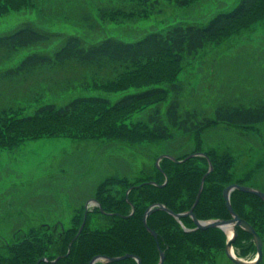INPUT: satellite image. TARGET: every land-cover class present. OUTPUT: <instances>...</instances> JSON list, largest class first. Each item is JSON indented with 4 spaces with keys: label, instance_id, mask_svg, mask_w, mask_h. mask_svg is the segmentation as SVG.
<instances>
[{
    "label": "trees",
    "instance_id": "1",
    "mask_svg": "<svg viewBox=\"0 0 264 264\" xmlns=\"http://www.w3.org/2000/svg\"><path fill=\"white\" fill-rule=\"evenodd\" d=\"M160 1L117 0L110 6H99L98 12L102 18L142 15L144 10L155 8ZM36 2L0 0V13L33 6ZM176 2L184 5L189 0ZM39 10L42 11L41 5ZM257 11H260L258 15L264 14L261 13L264 0H238L234 7L217 12L205 24L176 22L131 39L117 34L90 39L79 33L39 26L31 19L13 30L0 32V98L6 100L5 103L0 101V146L12 147L41 134L136 142L169 138L173 136V129L198 135L220 122L244 127L254 125L264 119V101L257 106L221 103L215 108L213 117L204 108L186 102L191 88L186 86L187 79L178 77V72L186 57L203 50L209 42ZM47 13L45 9L44 14ZM64 13L68 18L90 24V28L97 23L87 8L75 18L71 12ZM53 42L56 44L49 47ZM30 47L40 48L12 63L22 49ZM89 87L109 93L124 92L115 99L110 94H80L65 100L55 99L70 90ZM42 99L46 101L37 105L32 113L18 114L21 102L31 104ZM142 111L144 117L133 116ZM197 150L208 154L213 169L205 176L194 206L195 214L202 219L228 218L231 213L223 189L237 181L232 172L234 156L225 149L196 148L193 151ZM187 154L176 157L182 159ZM207 169L208 159L204 155L180 161L163 156L154 172L143 169L132 178L126 174H109L94 193L104 211L97 203L85 215L83 206L72 217L71 224L60 230L51 229L46 223L31 226L7 245L5 252L0 254V264H88L98 253L119 255L126 252L140 255L144 264H155L160 252L155 237L143 223L144 211L154 202H163L176 212L188 210ZM231 202L240 216L260 234L264 232V200L261 197L235 188L231 192ZM132 207L134 211L130 213ZM93 216H107V224L90 226ZM84 218L83 227L76 235ZM147 222L158 232L159 244L165 251L163 264H204L225 244L223 229L217 226L197 228L189 214L177 219L164 209H155L148 215ZM236 228L233 245L238 250L244 249L246 236L254 245L250 232L241 226ZM246 250L242 252L247 254ZM93 264H137V260L128 256L113 261L98 260Z\"/></svg>",
    "mask_w": 264,
    "mask_h": 264
},
{
    "label": "rangeland",
    "instance_id": "2",
    "mask_svg": "<svg viewBox=\"0 0 264 264\" xmlns=\"http://www.w3.org/2000/svg\"><path fill=\"white\" fill-rule=\"evenodd\" d=\"M36 1L33 6L0 13V32L13 30L21 22L31 19L39 26L79 33L90 39L106 34L131 39L176 22L205 24L214 14L227 11L238 2L189 0L183 5L176 0H161L159 5L144 10L142 15H106L102 18L98 7L110 6L117 0ZM44 7L47 14H44ZM86 8L97 20L94 28L86 22L68 18L64 13L71 12L75 18ZM259 12L184 59L178 77L187 79L186 86L191 88L186 98L188 104L204 108L214 117L215 108L221 103L257 106L264 101V14L258 15ZM55 44L53 42L49 47ZM40 47L22 49L12 63ZM123 92L76 88L55 99L60 101L80 94H110L115 99ZM1 98L0 101L5 103L6 100ZM45 101L21 102L18 114L32 113ZM136 115L144 117V111L133 116ZM172 135L129 142L115 138L85 139L66 134H41L21 140L12 147L0 146V254L15 241L17 234L26 232L31 226L46 223L54 230L68 226L83 206L88 204L90 209L97 204L91 199L103 178L112 173L132 178L143 169L154 172L157 158L162 154L176 157L196 148L228 150L234 156L232 172L235 182L264 191V119L250 127L214 123L198 135L173 129ZM107 220V216H93L90 226L103 227ZM223 231L226 235L223 249L216 250L215 257L208 258L204 264H238L225 251L226 241L233 235V230ZM261 235L262 257L257 264H264V232ZM244 238V249H248L244 252L247 254L235 245L232 249L236 256L253 260L257 256L256 243L253 241L252 245L250 237Z\"/></svg>",
    "mask_w": 264,
    "mask_h": 264
},
{
    "label": "water",
    "instance_id": "3",
    "mask_svg": "<svg viewBox=\"0 0 264 264\" xmlns=\"http://www.w3.org/2000/svg\"><path fill=\"white\" fill-rule=\"evenodd\" d=\"M193 155H204L208 159L209 166H208L207 171L201 177L198 192H197V195H196L195 200H194L193 204L191 205V207L188 210H185L182 212H176L173 209H171L170 207H168L166 204H164L163 202H154V203H151L150 205H148V207L146 208V210L143 213V223H144L145 227L155 237V239L157 241V247H158L159 252H160L159 260L155 264H163L164 259H165V251L161 248L159 241H158V232L154 228L150 227L148 222H147L148 215L155 209H164V210L168 211L169 213H171L172 215H174L177 219H180L182 216L189 214L194 219L197 228L198 227L199 228H206V227L217 226V227H220L223 230L227 231V227L231 226L232 230H233V235L228 237V239L226 241V245H225V251H226L227 255L238 264H257L262 257V243H263L262 236L259 234V232L256 230V228L247 219L240 216L238 214V212L234 209L232 202H231V192L233 189L238 188V189H241L244 191H249V192L255 193L264 200V191L257 189V188H254V187H251V186L243 185V184L238 183V182H231V183L227 184L223 189V195H224V198L226 201L227 208H228L229 212L231 213V216L228 218H219V217L207 218V219L198 218L195 214L194 206L200 197V193H201L202 188H203L205 176L213 169V163H212L210 157L208 156V154L203 150L193 151V152L187 154L184 158H188V157L193 156ZM163 156L170 157L176 161H180V160L184 159V158H182V159L177 158V157L172 156L170 154H162L157 158V163H156L157 167H159L158 161H160V159ZM166 181H167V176H166V179L164 182H166ZM152 182L156 183L154 180ZM130 188L131 187H129L127 189V192L129 191ZM91 200L92 201L94 200V201H96V203H98V200L95 197H93ZM98 205L100 206L101 210H103V208L101 207V205L99 203H98ZM88 208H89L88 204H86L85 213H84L85 215L87 213ZM133 211H134V207H132V210L130 213H132ZM84 222H85V218L82 221L76 235L81 231ZM236 226H241L242 228H244L245 230H247L248 232L251 233L252 238H253L254 242L256 243V246H257V256L253 260H246L242 257H238L235 255L232 247H233V241H234L236 234H237ZM185 228L187 229V227H185ZM69 250H70V248L68 249V251ZM128 256L134 257L137 260V264H144L142 262L140 255H138L136 253H132V252H126V253H122L119 255H107V254H99L98 253V254H95L94 256L91 257L88 264H93L94 262H96L98 260L113 261V260L122 259V258H125ZM41 258L47 259L46 256H42ZM56 258L53 260H56Z\"/></svg>",
    "mask_w": 264,
    "mask_h": 264
},
{
    "label": "bare ground",
    "instance_id": "4",
    "mask_svg": "<svg viewBox=\"0 0 264 264\" xmlns=\"http://www.w3.org/2000/svg\"><path fill=\"white\" fill-rule=\"evenodd\" d=\"M231 229H232L231 226H228V227H227V230H228V231H231Z\"/></svg>",
    "mask_w": 264,
    "mask_h": 264
},
{
    "label": "flooded vegetation",
    "instance_id": "5",
    "mask_svg": "<svg viewBox=\"0 0 264 264\" xmlns=\"http://www.w3.org/2000/svg\"><path fill=\"white\" fill-rule=\"evenodd\" d=\"M262 236V235H261Z\"/></svg>",
    "mask_w": 264,
    "mask_h": 264
}]
</instances>
